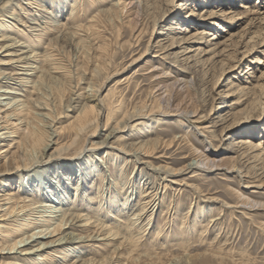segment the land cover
<instances>
[{
	"label": "rangeland",
	"instance_id": "374dc122",
	"mask_svg": "<svg viewBox=\"0 0 264 264\" xmlns=\"http://www.w3.org/2000/svg\"><path fill=\"white\" fill-rule=\"evenodd\" d=\"M51 1L41 0V4L56 11L55 0ZM116 2L77 0L72 26L79 25L80 30L75 37L54 38L47 47L44 42L33 40L35 50L45 49L43 52L50 53L54 66L63 67V76H59L61 99H56L53 91L48 94L55 106L54 114L59 117L53 128L59 130L66 126L76 114L64 107L70 97L74 98L73 92L85 96L91 88L99 89L97 99L103 104V110L81 142L61 153L53 163L29 168L21 171V175L0 173V194L9 191L16 201L28 203L34 197V186L42 185L47 177L54 184L49 187L43 184L49 196L46 201L51 205L61 202L64 207L67 203L71 206L70 200L77 196L73 189L77 183L84 196L79 200V195L73 204L76 213L89 215L92 225L103 223L124 233L131 228L134 239L142 236L132 252L138 260L127 261L129 252L125 250L121 251L118 264H264V0H208L205 3L202 0H141L139 14L132 15L128 5L121 13ZM123 2L128 0H119ZM20 4L24 6L22 1ZM185 4L195 8L194 14L187 16ZM243 4L250 5L248 11ZM65 5V10L70 9L72 3L68 1ZM14 8V13L20 12L18 7ZM8 9L0 7V17L7 18ZM32 10L30 13H34ZM65 10L56 17L57 22H70L66 21ZM17 26L22 28L20 24ZM12 33L21 39L18 29L13 28ZM50 33L56 36L53 29ZM25 37L22 40L28 42V34ZM172 40L174 43L170 46ZM159 44L165 48L159 50L156 46ZM176 55L179 61L174 63L172 58ZM151 65L156 71L163 69L167 76L157 78ZM176 78L180 79L171 93L159 90L165 80L170 82ZM84 101L72 105L81 106ZM156 101L166 111L177 110V114L196 111V116L183 118L173 113L134 116ZM167 101L169 106L165 104ZM127 114L132 116L127 127L114 132L99 148L92 149L105 139L117 121L126 120ZM201 126H206L207 132L201 131ZM91 127H96L94 133ZM63 135L64 132H59L56 142L66 141ZM241 137L252 139L254 147L230 151L233 145L240 144L236 141ZM146 139L158 140L148 156H139L136 160L120 150L124 143ZM7 142L0 146L1 152L8 147ZM201 153L226 163L206 173L187 168L179 171ZM88 156L89 164L94 161L100 167L95 173L91 170L90 175L88 169H82L88 165ZM232 163L236 167L231 168ZM164 165L173 171L155 170ZM68 172H74L73 182L66 180ZM50 187L57 188V194L50 193ZM150 188L156 189L164 199L153 213L155 225H145V220L130 225L131 212L138 211L139 204L147 200L141 196ZM125 190L128 194L131 192L128 220L117 221L108 215L109 195L111 192L121 197ZM237 192L257 204L249 209L240 206ZM99 200L103 208H99ZM235 204L238 205L229 207ZM204 207H209V211L200 218L203 223L193 226V217H200ZM158 226L162 227V237L156 238ZM84 231L76 232L85 234ZM187 239L191 243L183 248L181 243ZM111 244L103 245L98 240L91 246H80L84 251L81 258L104 256L114 247ZM52 254L57 256L39 263L68 264V257L63 258L65 262L60 258L63 253ZM3 255L0 254V262L13 263ZM186 255L190 259L185 260ZM18 257L15 261L18 264L37 263L34 255Z\"/></svg>",
	"mask_w": 264,
	"mask_h": 264
},
{
	"label": "bare ground",
	"instance_id": "6f19581e",
	"mask_svg": "<svg viewBox=\"0 0 264 264\" xmlns=\"http://www.w3.org/2000/svg\"><path fill=\"white\" fill-rule=\"evenodd\" d=\"M16 1L17 4L12 3V0H0V7L9 8L6 10L8 11V14L5 15L7 18L0 17V146L8 141V147L2 151L3 153L0 151V173H11V175H21V171L39 167L43 163H53L58 157H61V153H65L69 148L81 142L83 135H85L89 126L96 121V117L98 118L103 110V104L97 99V92L99 89L91 88L92 91L90 94L85 96L73 92L74 98L70 97L64 107L65 110L70 108V110L75 111L76 114L66 126L60 127L59 130L53 128L59 117L54 114L55 109H53V107L55 106L49 101L48 94L53 91L56 95V99H61V78H59V76H63V71H61L63 67L54 66V63L51 62L52 58L50 53L48 51L43 52L45 49H42L41 51L35 50L33 40L35 39L38 42H44L47 47L52 44L54 38L64 36H69L71 38L75 37V35L78 34V30H80V28L77 29V27H80L79 25L72 26V20L76 18V8L78 5L75 4L77 0H55V6L57 5L56 11L52 10L51 7L41 4V0ZM21 1L24 6L20 4ZM68 1L72 3V5L70 9L65 10V4ZM140 1L141 0H128L127 3H119V0H117L116 5L121 13L128 5L130 7L128 12L132 15L140 11ZM202 1L205 3L208 0ZM51 2H53V0ZM51 5L53 6V4ZM243 6L246 11L250 8V5L243 4ZM14 7H18L20 12L14 13ZM184 8L189 11L187 16L194 14L195 8L193 6L190 7L189 4H185ZM30 10L34 11V13H30ZM64 10L67 15L66 21L70 20V22L59 23L55 19ZM108 10L109 9H102L100 11L108 12ZM36 11H39V14L35 13ZM9 18L12 20H9ZM19 24L20 27H22L21 29L17 26ZM13 28L20 31L21 39H17V37L14 36L15 34L13 35ZM50 29L55 31L56 36H51ZM183 30L185 31L187 29L184 28ZM26 34H28V42L22 40ZM204 34L209 33L204 32ZM136 38H138V36ZM173 43L174 41L170 46H172ZM156 46L160 47L159 50L165 48L163 44ZM180 46L181 45H179V47ZM187 47L188 46L183 47V50L187 49ZM172 61L174 63L179 61L177 55L172 58ZM151 67L153 68L151 71H154L153 75H157V78L167 76L163 69L156 71L154 65H151ZM179 79L176 78L170 82L165 80L163 83L161 82L162 87H159V84L156 86L159 87V90L164 89L165 92L171 93ZM21 92H24L25 95L21 94ZM158 94L160 95L161 92ZM82 99L85 101L81 106L72 105L73 103L78 104ZM159 101H156V104L150 105V107H147L144 111L140 109L141 111L136 115L134 113V116L143 117L150 114L164 115L169 113H173L175 116L183 118L196 116V111H187L184 114H177V110L166 111L159 106ZM169 103L170 102L167 101L165 104L169 106ZM143 107L145 108V106ZM164 107H166V105ZM33 109H36L35 112ZM131 118L132 116L129 117V114H127L126 120L117 121L114 128L106 134L105 139L100 141L99 145L92 146V149L99 148L102 144L107 142L108 138L113 136L112 134L114 132H118L127 127ZM37 119L42 120L44 123L39 124ZM155 120H158V118H155ZM95 128L93 129V127H91L92 133L96 131ZM200 129L203 132H207L206 126H201ZM59 132H64L63 138L67 139L66 141H63L62 143L56 142L57 138L55 140V137ZM236 142L240 144L233 145V147L229 149L230 151L235 152L236 149H251L254 147L252 139L250 138L241 137L238 138ZM157 143V139L130 142L127 145L124 143L120 150L126 154H130L137 160L140 159L139 156H148L150 149H155ZM53 145H55L54 148ZM80 148L81 146H79V149ZM1 149L2 147H0V150ZM245 152L246 151H244V153ZM248 155L249 154H246L245 156ZM169 158L171 159V157ZM87 159L88 165L82 166V169H88L89 175L91 170L93 172L100 170L98 163L93 161L89 164V156L86 160ZM98 160L101 161L100 159ZM221 163L226 162L221 160L216 161L213 157L211 158L206 154L201 153L181 166L179 171L187 168L190 169V171H203L206 173L213 167L217 169L222 165ZM236 163H232L231 168L236 167ZM77 164L79 165L80 163ZM166 165L157 167L155 170L166 171L170 169L173 171ZM80 167L81 166H79V170L81 169ZM80 172V174H83V171ZM73 173L74 172H68L66 180L72 179L73 182V178H75L72 177ZM14 179L16 178L14 177ZM4 184H7V181H5ZM43 184L48 187L51 185L53 186L54 181L49 180L46 177ZM43 184H39L36 187L34 186V188H36L33 192L34 197H30L28 203L24 200L19 202L16 201L9 191L0 194V254H4V258L8 257L13 261V263H11V261H1L0 264H18L15 261H18L17 259L19 258V255H34L37 259V263L34 264H40L39 261H50L52 257L57 256L52 254L53 252L63 253L60 258L65 262V259L63 258L68 257V264H118L117 259L120 258L123 253L121 251L125 250H128L129 252L126 256L127 261L132 259L131 262H135L138 260L137 257L133 256L134 253L132 252L134 250L133 247L137 242L140 243V238L142 236L134 239V236H131V228L124 233L121 230V232L114 231L109 225H104L103 223L92 225L93 221L90 222L91 218L89 215L85 216L79 212L76 213L75 210H73L77 197L80 195L79 200H82L81 198L84 196L81 192V186L76 183V186L73 187L74 195L77 194V196H75L72 201L70 200L72 207L68 206V203L66 204L67 206L63 207V203L61 202L51 205V203L46 201L49 196L45 193ZM122 184H125V182H122ZM63 186L65 187V185ZM126 188H128V185ZM55 189L57 188L50 187L48 191L57 194L55 193ZM130 193L131 192L128 194L127 190H125L123 195H120L121 197H119V195H111L110 192L109 196H111V200L108 202L110 204V209L108 211L110 217L112 216V218L117 221L128 220L126 213L131 208L128 199ZM237 196L239 198V205L244 208L249 209L257 204V202H254L249 197L243 196L240 192H237ZM141 197H146L147 200L144 203L139 204L138 211L131 212V215L133 216L130 225L139 224L143 220L146 221L145 225H155V222L152 220L153 213L157 210L158 206L164 199L156 189L151 190V188L145 189ZM20 202L22 205H19ZM98 205L99 208H103L100 200ZM237 205L238 204L230 205L229 207H236ZM260 205L262 206V204ZM207 211H209V207H204L200 217L197 215L193 217V226L200 222L203 223V220L200 218L204 216ZM56 212H59V214ZM216 219H218V217L213 220ZM184 221L185 220L182 221V224ZM182 224L181 226H183ZM32 229L34 230L29 233L28 231ZM186 229L192 230L187 227ZM81 230H86L84 231V233H86L82 234L81 232H76ZM161 231L162 227L158 226V229H156V233L158 234L156 235V238L159 236L162 237V234L160 233ZM40 239H44V241ZM98 240L99 243H102L103 245H110V243H112L111 245L114 247L104 256L98 258H81L84 251L80 246H91ZM190 243L191 241L187 239L186 242H182L181 244L183 248H187ZM177 245L180 246V243H177ZM184 257L185 260L190 259V256L188 257L186 255ZM72 258L74 260H72ZM222 258L223 257L220 259ZM71 260L72 262H70ZM53 262L55 261H51L48 264H52Z\"/></svg>",
	"mask_w": 264,
	"mask_h": 264
}]
</instances>
